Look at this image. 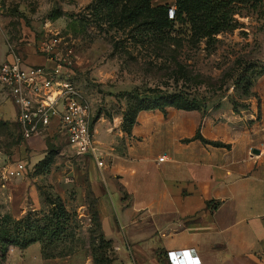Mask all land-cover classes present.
<instances>
[{"label":"rangeland","instance_id":"374dc122","mask_svg":"<svg viewBox=\"0 0 264 264\" xmlns=\"http://www.w3.org/2000/svg\"><path fill=\"white\" fill-rule=\"evenodd\" d=\"M0 5V38L7 55L26 60L31 50L50 58L51 67H60L62 77L77 88L92 129L102 119L117 128L118 118L124 121L134 110L156 107L145 98L161 93L175 94L177 102L196 98L207 111L250 112L254 122L264 121V0H235V28L213 39L188 33L179 23L167 26L153 0H0ZM55 37L60 43L53 53L41 52ZM56 141L47 149L49 167L29 170L24 178L10 182V189L0 183V216L19 220L35 213L32 219L41 224L44 216L51 217L57 197H62L48 177L59 159L68 160L75 152L64 137ZM22 145L17 122L0 120V167L14 162ZM23 150L31 156L32 150ZM64 199L71 221L54 245L38 243L43 255L57 259L82 252L85 264H113L99 245L91 208L77 211L74 190ZM90 204L94 205L91 199ZM9 249L0 264L36 263L34 248L25 258L19 247Z\"/></svg>","mask_w":264,"mask_h":264},{"label":"crops","instance_id":"0c3cea01","mask_svg":"<svg viewBox=\"0 0 264 264\" xmlns=\"http://www.w3.org/2000/svg\"><path fill=\"white\" fill-rule=\"evenodd\" d=\"M9 60L0 38V67ZM25 63L51 67L31 50ZM17 115L0 84V120L16 122ZM252 119L250 112L226 108L204 114L167 107L140 111L130 133L120 129L122 117L117 128L98 120L93 133L103 165L74 149L48 179L62 199L75 191L78 212L89 210L92 200L113 264H264V121ZM60 137L68 143L55 119L45 135L22 139L15 161L32 173ZM32 248L35 264H85L82 252L45 259L38 243L21 256Z\"/></svg>","mask_w":264,"mask_h":264},{"label":"built area","instance_id":"2783aa9c","mask_svg":"<svg viewBox=\"0 0 264 264\" xmlns=\"http://www.w3.org/2000/svg\"><path fill=\"white\" fill-rule=\"evenodd\" d=\"M3 12L0 5V27ZM168 14L171 20L175 18V6L169 8ZM59 43V38L55 37L43 44L41 52L51 54ZM9 58L0 67V84L18 110L16 122L22 139L45 135L53 120L58 119L69 145L102 166L104 152L95 140L88 109L77 88L62 77L60 67L29 66L15 53H10ZM27 172L28 165L22 161L8 163L0 167V183L6 185L22 179Z\"/></svg>","mask_w":264,"mask_h":264},{"label":"trees","instance_id":"16d2710c","mask_svg":"<svg viewBox=\"0 0 264 264\" xmlns=\"http://www.w3.org/2000/svg\"><path fill=\"white\" fill-rule=\"evenodd\" d=\"M234 2L235 0H175L176 14L173 20L169 18L168 14L169 8L173 5H160L156 6V9L163 13L167 26L179 23L186 27L188 33L194 31L196 35H200L203 38L213 39L218 33L235 28L232 19V6ZM262 74H264V71ZM149 99H152L156 103V107H146L143 111L156 109L164 111L167 107H175L185 111H201L204 114L207 112V109L202 107L196 98H181V101L177 102L175 101V94L167 96V94L161 93L145 98V100ZM140 111L142 110H134L124 116L122 124L124 132H131L137 114ZM18 128L20 132L19 125ZM213 145L222 146L219 143H214ZM49 155L47 154L46 158L35 166V170H38L41 166L49 167L51 165L52 161ZM90 208L93 217L92 222L98 230L99 245L101 249L108 251L110 257L111 242L107 241L103 235L100 218L95 210V206L90 204ZM32 216H35V213L34 215L28 213L19 220L14 219L10 214L0 216V263L6 261L11 246L26 250L36 243L54 245L55 240L66 231L71 221V216L60 197H57L56 209H54L51 217L44 216V220H42L44 224H41V220H33ZM44 258L53 259L49 256H45Z\"/></svg>","mask_w":264,"mask_h":264}]
</instances>
